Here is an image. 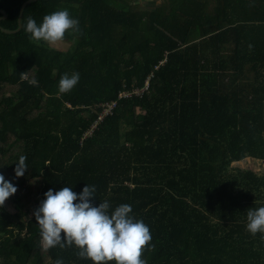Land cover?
<instances>
[{"label":"trees","instance_id":"trees-1","mask_svg":"<svg viewBox=\"0 0 264 264\" xmlns=\"http://www.w3.org/2000/svg\"><path fill=\"white\" fill-rule=\"evenodd\" d=\"M26 1L0 0V174L17 187L0 207V264H92L75 248L43 251L33 215L49 189L86 185L94 206L129 204L149 227L147 264H264V239L246 231L264 175L231 169L264 162V0L26 4L25 22L64 9L79 21L65 50L1 31L17 30ZM20 155L28 171L15 178Z\"/></svg>","mask_w":264,"mask_h":264},{"label":"clouds","instance_id":"clouds-1","mask_svg":"<svg viewBox=\"0 0 264 264\" xmlns=\"http://www.w3.org/2000/svg\"><path fill=\"white\" fill-rule=\"evenodd\" d=\"M18 30H23L30 36V42H41L49 47H58L64 43L66 34L82 35L79 21L74 19L67 9L54 11L45 15L42 23L28 17L22 18ZM24 74V73H21ZM80 74L73 72L61 76L58 84L60 94L70 93L79 83ZM31 85L38 86L35 79ZM27 157L20 155L15 162V178L23 177L28 171ZM17 192V187L0 174V207ZM95 186L86 185L77 194L71 187H63L53 192L49 189L44 193V199L33 212L36 225L39 227L42 250L75 248L78 258L89 260L92 264H147L142 254L154 250L151 244L152 236L149 227L137 220L129 204H121L109 212L107 200L94 206L92 200ZM246 231L251 235L261 234L264 239V206L247 211ZM54 264H64L62 259Z\"/></svg>","mask_w":264,"mask_h":264},{"label":"rangeland","instance_id":"rangeland-1","mask_svg":"<svg viewBox=\"0 0 264 264\" xmlns=\"http://www.w3.org/2000/svg\"><path fill=\"white\" fill-rule=\"evenodd\" d=\"M165 0H136V4L138 7L142 10L150 11L154 7L160 6L163 4ZM68 48V44L64 43L63 45L61 44L58 47H55L54 49H60V50H65ZM232 168H239V169H247L255 172L258 175H264V162L262 161H257V160H252V159H244L241 162L238 163H233L231 164V169ZM39 181H34L31 183V188L35 189V191L38 190L39 187ZM5 209L10 210L8 206L4 205Z\"/></svg>","mask_w":264,"mask_h":264},{"label":"water","instance_id":"water-1","mask_svg":"<svg viewBox=\"0 0 264 264\" xmlns=\"http://www.w3.org/2000/svg\"><path fill=\"white\" fill-rule=\"evenodd\" d=\"M33 1H35V0H28V1L24 2V3L21 5L20 11H19V16H18V19H17V24H18V22L21 20L22 11H23L25 5L28 4L29 2H33ZM0 13H1V15H2V17L0 18V20H2L3 18H6V15H5L4 12L0 11ZM1 31H2L3 33H5V34H12V33H15V32H17V31H19V30H18V27H17V30H16V31H6V30H1Z\"/></svg>","mask_w":264,"mask_h":264},{"label":"built area","instance_id":"built-area-1","mask_svg":"<svg viewBox=\"0 0 264 264\" xmlns=\"http://www.w3.org/2000/svg\"><path fill=\"white\" fill-rule=\"evenodd\" d=\"M114 104L106 105L105 108L103 109L102 116L108 114L110 110L113 108ZM101 119V117L99 118Z\"/></svg>","mask_w":264,"mask_h":264},{"label":"crops","instance_id":"crops-1","mask_svg":"<svg viewBox=\"0 0 264 264\" xmlns=\"http://www.w3.org/2000/svg\"><path fill=\"white\" fill-rule=\"evenodd\" d=\"M0 11H2V10H0ZM2 12H3V11H2ZM4 13H5V12H4ZM0 14H1V13H0ZM5 15H6V14H5ZM1 16H2V15H1ZM3 19H5V18H3ZM3 19H2V20H3ZM0 21H1V20H0Z\"/></svg>","mask_w":264,"mask_h":264}]
</instances>
